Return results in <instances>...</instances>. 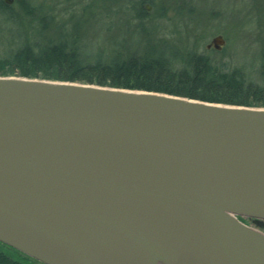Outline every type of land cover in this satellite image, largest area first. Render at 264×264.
Wrapping results in <instances>:
<instances>
[{
    "label": "water",
    "instance_id": "95a60500",
    "mask_svg": "<svg viewBox=\"0 0 264 264\" xmlns=\"http://www.w3.org/2000/svg\"><path fill=\"white\" fill-rule=\"evenodd\" d=\"M239 219L264 222V108L0 77L1 244L42 264H264Z\"/></svg>",
    "mask_w": 264,
    "mask_h": 264
},
{
    "label": "rangeland",
    "instance_id": "374dc122",
    "mask_svg": "<svg viewBox=\"0 0 264 264\" xmlns=\"http://www.w3.org/2000/svg\"><path fill=\"white\" fill-rule=\"evenodd\" d=\"M19 1L9 6L10 22L0 17V56L15 47L14 40L45 46L72 40L89 61L141 55L162 42L178 54L201 55L224 71L237 70L247 80L259 81L264 0H147L142 23L134 16L139 0H30L36 6L30 15L20 13ZM217 36L223 47L207 50Z\"/></svg>",
    "mask_w": 264,
    "mask_h": 264
},
{
    "label": "trees",
    "instance_id": "16d2710c",
    "mask_svg": "<svg viewBox=\"0 0 264 264\" xmlns=\"http://www.w3.org/2000/svg\"><path fill=\"white\" fill-rule=\"evenodd\" d=\"M135 1V18L140 23L146 9ZM131 9V3L127 2ZM20 13L33 14L30 0L17 3ZM11 7L0 0V17L12 20ZM138 27H143L139 25ZM146 31V29L144 28ZM38 31V30H37ZM12 49L0 56V77L93 84L132 91H146L184 97L223 105L264 108V63L260 66L259 81L247 80L239 71H224L204 56L178 54L158 42L153 49L131 57L116 56L89 61L80 54L72 40L58 43L14 40ZM257 222V221H256ZM264 230V222H257ZM0 264H12L0 256Z\"/></svg>",
    "mask_w": 264,
    "mask_h": 264
},
{
    "label": "flooded vegetation",
    "instance_id": "af4514ba",
    "mask_svg": "<svg viewBox=\"0 0 264 264\" xmlns=\"http://www.w3.org/2000/svg\"><path fill=\"white\" fill-rule=\"evenodd\" d=\"M240 220L241 222L249 226H253V225L259 226L257 222L253 220H249V219L246 220L240 219ZM0 256L12 264H42L1 243H0Z\"/></svg>",
    "mask_w": 264,
    "mask_h": 264
}]
</instances>
